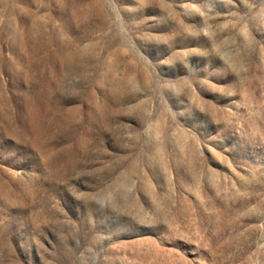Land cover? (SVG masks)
Returning <instances> with one entry per match:
<instances>
[{
  "label": "rangeland",
  "instance_id": "1",
  "mask_svg": "<svg viewBox=\"0 0 264 264\" xmlns=\"http://www.w3.org/2000/svg\"><path fill=\"white\" fill-rule=\"evenodd\" d=\"M0 264H264V0H0Z\"/></svg>",
  "mask_w": 264,
  "mask_h": 264
}]
</instances>
